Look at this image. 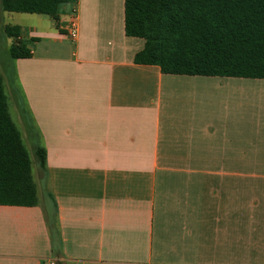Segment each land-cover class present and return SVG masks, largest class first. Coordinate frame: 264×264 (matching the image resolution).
<instances>
[{
    "label": "crops",
    "instance_id": "obj_1",
    "mask_svg": "<svg viewBox=\"0 0 264 264\" xmlns=\"http://www.w3.org/2000/svg\"><path fill=\"white\" fill-rule=\"evenodd\" d=\"M28 15L11 115L25 146L33 122L46 167L37 206L0 205V264H264V78L136 63L125 0Z\"/></svg>",
    "mask_w": 264,
    "mask_h": 264
},
{
    "label": "trees",
    "instance_id": "obj_2",
    "mask_svg": "<svg viewBox=\"0 0 264 264\" xmlns=\"http://www.w3.org/2000/svg\"><path fill=\"white\" fill-rule=\"evenodd\" d=\"M67 2L0 0V12L47 14L57 19ZM125 32L146 42L136 63L157 65L164 73L264 78V0H125ZM4 33L13 40L8 49L13 61L32 56L19 26L6 25ZM36 156L45 168V149L38 147ZM38 204L32 160L12 119L0 74V205ZM45 215L53 253L58 256L55 212L47 210Z\"/></svg>",
    "mask_w": 264,
    "mask_h": 264
},
{
    "label": "rangeland",
    "instance_id": "obj_3",
    "mask_svg": "<svg viewBox=\"0 0 264 264\" xmlns=\"http://www.w3.org/2000/svg\"><path fill=\"white\" fill-rule=\"evenodd\" d=\"M17 17H24L25 20L27 21L29 19V17H35V16L28 15V14H17V13H11V12H3V11L0 12L1 23H3V24H10V25L18 24L19 21H18ZM19 24L22 25V24H25V22H21ZM8 39L12 40V38L4 37L0 33V74L3 76V78L5 80V87L7 89V93H8V96L10 98V101H9V103L11 105L10 113L12 110V113H13L15 120L19 121V116H18L16 104H15L14 100L11 99L12 96L10 95V90H12L13 91V93H12L13 98L18 102L20 94L18 92L16 68H15V64H14L13 60L9 56L8 49L6 48V43H5V41H8ZM12 119H13V117H12ZM13 121H14V119H13ZM25 123L27 125L28 132L30 133V136H29L30 139L26 140V145H27L26 147L29 151V154H30V157L32 160L33 172H34V174L37 175V172L40 169V166H39V162L35 156L33 146L34 145L36 146L37 144L41 145V143H38V140L35 136L33 122L29 118H27Z\"/></svg>",
    "mask_w": 264,
    "mask_h": 264
},
{
    "label": "built area",
    "instance_id": "obj_4",
    "mask_svg": "<svg viewBox=\"0 0 264 264\" xmlns=\"http://www.w3.org/2000/svg\"><path fill=\"white\" fill-rule=\"evenodd\" d=\"M67 28H68L69 38L72 41H76L79 31V14L77 10H74L73 13L71 14ZM50 264H53V262H51Z\"/></svg>",
    "mask_w": 264,
    "mask_h": 264
}]
</instances>
